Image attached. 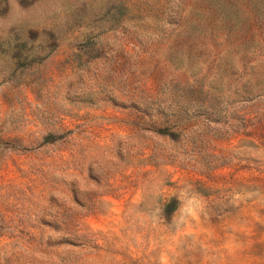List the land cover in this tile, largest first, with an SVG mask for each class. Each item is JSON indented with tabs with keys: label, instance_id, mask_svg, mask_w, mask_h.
<instances>
[{
	"label": "rangeland",
	"instance_id": "374dc122",
	"mask_svg": "<svg viewBox=\"0 0 264 264\" xmlns=\"http://www.w3.org/2000/svg\"><path fill=\"white\" fill-rule=\"evenodd\" d=\"M0 264H264V0H0Z\"/></svg>",
	"mask_w": 264,
	"mask_h": 264
}]
</instances>
